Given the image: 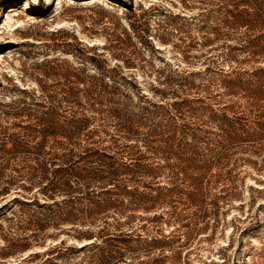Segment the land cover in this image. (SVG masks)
I'll use <instances>...</instances> for the list:
<instances>
[{
    "label": "rangeland",
    "instance_id": "374dc122",
    "mask_svg": "<svg viewBox=\"0 0 264 264\" xmlns=\"http://www.w3.org/2000/svg\"><path fill=\"white\" fill-rule=\"evenodd\" d=\"M47 1L0 0V264H98L87 230L117 264H264V0ZM39 116L84 119L48 147L92 225L30 223Z\"/></svg>",
    "mask_w": 264,
    "mask_h": 264
},
{
    "label": "trees",
    "instance_id": "16d2710c",
    "mask_svg": "<svg viewBox=\"0 0 264 264\" xmlns=\"http://www.w3.org/2000/svg\"><path fill=\"white\" fill-rule=\"evenodd\" d=\"M129 8L132 7L130 6ZM129 25L131 31L137 33L136 26L131 19H129ZM95 66L100 70L102 69L101 65L96 64ZM84 92L89 93V88H84ZM27 116L30 117L32 115L27 114ZM36 120L34 123L25 126L30 131L29 136L34 143H27L22 136L15 141L17 151L33 156L31 157L33 163L28 165L29 177L27 180L30 182L32 188L39 186V191L44 194L46 199L45 203L42 204L36 202L46 210L36 214L35 216L37 218L32 219L30 223L41 231L49 226L59 228L63 224H71L74 226L92 225L95 218H98L97 214L101 213L102 210L94 212L93 207L84 208L76 205L74 198H71L79 192L77 191L78 189L72 185L67 175L68 173L64 168H53L52 166L56 162L55 159H63L66 155L63 154L59 157V154L56 153L55 148L59 144L57 141H54L48 147V138L50 136L69 135L81 128L80 122L84 119H70L56 127L47 126L43 116L37 117ZM20 176L22 177L23 175ZM58 196H62L60 200L57 199ZM49 200L52 203H49ZM6 207L7 204H3L0 206V210ZM107 209L109 207H105L104 211ZM95 213L96 217L94 216ZM106 230H110L109 223L101 231ZM82 237L86 239V242L79 249L94 251L97 258H99L98 264H117V262L122 260V247L120 245L109 244L111 240H105L103 244H100L97 242L99 236L89 230L82 233L79 238ZM115 239L113 238L112 241H115ZM63 244L64 242L60 243V245Z\"/></svg>",
    "mask_w": 264,
    "mask_h": 264
},
{
    "label": "bare ground",
    "instance_id": "6f19581e",
    "mask_svg": "<svg viewBox=\"0 0 264 264\" xmlns=\"http://www.w3.org/2000/svg\"><path fill=\"white\" fill-rule=\"evenodd\" d=\"M14 4H16V2H15V3H9V4H6V5H7V7H10V6L14 5ZM51 4H52L51 1L48 0V1H47V6L50 7Z\"/></svg>",
    "mask_w": 264,
    "mask_h": 264
}]
</instances>
